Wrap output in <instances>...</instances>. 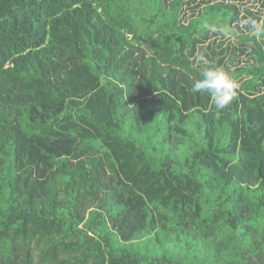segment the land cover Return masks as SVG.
Wrapping results in <instances>:
<instances>
[{
	"label": "trees",
	"instance_id": "16d2710c",
	"mask_svg": "<svg viewBox=\"0 0 264 264\" xmlns=\"http://www.w3.org/2000/svg\"><path fill=\"white\" fill-rule=\"evenodd\" d=\"M249 2L0 0V264H264ZM201 54L240 85L223 110Z\"/></svg>",
	"mask_w": 264,
	"mask_h": 264
},
{
	"label": "clouds",
	"instance_id": "9594fccd",
	"mask_svg": "<svg viewBox=\"0 0 264 264\" xmlns=\"http://www.w3.org/2000/svg\"><path fill=\"white\" fill-rule=\"evenodd\" d=\"M212 30L215 31L214 28ZM197 59L204 67L200 71V78L194 82L192 91L208 93L214 110L225 109L236 98L239 83L224 69L214 66L204 54Z\"/></svg>",
	"mask_w": 264,
	"mask_h": 264
},
{
	"label": "rangeland",
	"instance_id": "374dc122",
	"mask_svg": "<svg viewBox=\"0 0 264 264\" xmlns=\"http://www.w3.org/2000/svg\"><path fill=\"white\" fill-rule=\"evenodd\" d=\"M249 3L255 7H258L261 4V0H250ZM253 32H255V30ZM231 40L234 42L236 39L232 37ZM246 61L248 62V64H252L254 62V59L250 57ZM246 61H244L243 63H245Z\"/></svg>",
	"mask_w": 264,
	"mask_h": 264
}]
</instances>
